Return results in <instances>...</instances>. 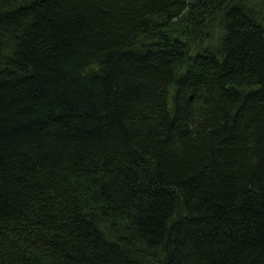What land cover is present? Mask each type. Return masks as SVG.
Wrapping results in <instances>:
<instances>
[{
	"label": "trees",
	"instance_id": "obj_1",
	"mask_svg": "<svg viewBox=\"0 0 264 264\" xmlns=\"http://www.w3.org/2000/svg\"><path fill=\"white\" fill-rule=\"evenodd\" d=\"M0 264H264V0H0Z\"/></svg>",
	"mask_w": 264,
	"mask_h": 264
}]
</instances>
